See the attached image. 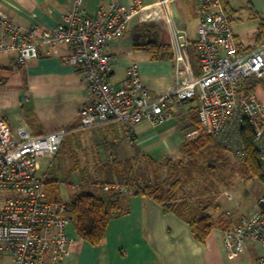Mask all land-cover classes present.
<instances>
[{
	"label": "built area",
	"instance_id": "1",
	"mask_svg": "<svg viewBox=\"0 0 264 264\" xmlns=\"http://www.w3.org/2000/svg\"><path fill=\"white\" fill-rule=\"evenodd\" d=\"M194 1L199 74L191 66L186 54L188 41L180 30L176 44L182 57H177L171 38L174 83L161 94L152 93L136 62L128 66L121 84L109 81L113 60L106 52L108 45L121 39L134 19L150 21L149 9L139 0L128 7L110 0L93 16L82 10L84 0H73L72 10L49 30L20 27L0 12V56L15 53L16 63L23 65L38 59L44 50L68 49L63 59L81 74L90 98V104L78 114L81 126L116 122L124 128L129 143L134 142L135 127L140 123L160 125L172 118L175 108L194 102L200 128L241 160L245 157L242 128L246 123L264 182V102L241 89V80H264V42L241 54L222 1ZM169 2L159 0L158 6ZM65 135V130L32 135L24 127L13 134L0 118V264H4V257L12 264H62L78 240L70 231L74 224L70 206L48 201L45 175L37 173L38 159L55 158ZM102 190L115 196L137 191L118 183L105 184ZM225 197L231 200L228 193ZM257 206L222 230L223 248L234 258L250 242L262 251L257 264H264V195Z\"/></svg>",
	"mask_w": 264,
	"mask_h": 264
},
{
	"label": "crops",
	"instance_id": "2",
	"mask_svg": "<svg viewBox=\"0 0 264 264\" xmlns=\"http://www.w3.org/2000/svg\"><path fill=\"white\" fill-rule=\"evenodd\" d=\"M108 1L84 0L82 10L86 15L93 16L99 6ZM114 1L124 7L133 3V0ZM139 1L149 9L151 18L146 14L144 17L153 21L163 19L167 23L177 57H182L176 41L180 30L185 32L187 39L183 17H192L197 21L195 1L170 0L162 8L158 6L159 0ZM248 2L249 21L246 24L234 22L233 12L236 11L229 10L227 4L231 29L241 54L264 41V0ZM72 6L73 0H0V12L7 14L14 24L40 30L56 27L61 17L72 10ZM141 24L144 23L134 19L126 34L106 48L113 60L109 81L113 85L121 84L128 66L136 62L142 80L152 93L161 94L174 83V53L171 51V57L162 60H153L146 51L147 55H138L135 32L139 31ZM67 52L66 48L44 50L38 59L23 65L16 63L15 53L0 56V118L7 123L11 132L16 134L20 127L32 135L66 131L57 157L51 158L44 174L39 172L37 164V173L45 175V180L58 181V185L61 183L64 187H70L67 200L60 202L68 203L81 190L94 192L93 181L103 179L105 165L121 155L131 157L139 153L153 161L180 158L187 134L194 131V126L198 127L196 103L188 102L175 108L172 118L160 125L153 126L147 121L140 123L135 127L133 143L127 141L124 128L116 122L84 128L78 114L82 107L90 104V98L81 74L64 61ZM70 141L74 143V148L81 150L83 168L75 165L68 167L64 178L59 176V168L57 174L47 179L51 166ZM86 169L94 176L84 182L80 172ZM115 200L119 213L109 221L102 243L92 247L78 238L62 264H257L262 254L258 247L247 242L238 256L231 258L227 255L223 248L222 230L242 215L235 217L232 211L233 215L230 216V209L222 203L219 204L220 209L215 211L221 212L215 218L216 225L206 241L199 243L186 222L173 214L164 213L162 207L152 199L123 194ZM70 231L76 235L74 226Z\"/></svg>",
	"mask_w": 264,
	"mask_h": 264
},
{
	"label": "trees",
	"instance_id": "3",
	"mask_svg": "<svg viewBox=\"0 0 264 264\" xmlns=\"http://www.w3.org/2000/svg\"><path fill=\"white\" fill-rule=\"evenodd\" d=\"M221 1L228 12L227 3L224 0ZM146 26H149L148 29L157 28L155 25ZM188 46L187 54L191 66L195 73L199 74V60L195 43H188ZM135 49L146 51L151 55L153 60H162L171 57L169 46L160 43L157 39L151 38V34L149 35V33L148 37L136 43ZM247 81L249 82L247 83ZM241 89L253 92L260 100L263 99L262 93H264V86L255 79H247L246 82L241 83ZM197 125L199 126L198 119ZM242 140L245 147V157L241 159L244 174L247 179L263 182L256 152L253 147L251 128L246 123L243 124L242 128ZM205 151H207L206 154ZM62 152L64 154L65 151ZM181 153L188 158V165L187 168L181 167L180 164L182 161L175 162L177 171L176 177L172 181L168 177L161 179L158 174L153 172V177H151L152 174L149 168L150 166H155L156 163L139 153L131 158H125V160L114 159L112 163L105 165L103 179L94 180L91 184L95 187L94 192L81 190L74 194L68 201V205L72 210L74 219L73 226L77 237L89 243L92 247H97L102 243L109 221L119 213L117 200H115L117 196L104 192L102 188L105 184L118 183L136 188L137 191L134 195L152 199L162 207L164 213L173 214L186 222L194 239L199 243H204L216 225V220L212 216L211 211H218L220 206L208 196L209 192L207 187H204L202 190H197L198 194L195 199L180 196L179 191L183 182L193 181L197 170L193 162L196 157L204 156V154L205 156H215L218 153H225V150L213 135L206 131H200L194 139L188 140L183 145ZM138 159L144 166L137 164L140 162ZM170 162L172 165L175 164L172 161ZM211 169L215 168L211 166ZM52 185L57 187L58 181L45 180V190L48 199L50 202H60L58 196L55 195V190L51 189ZM229 225L227 224L225 228Z\"/></svg>",
	"mask_w": 264,
	"mask_h": 264
},
{
	"label": "rangeland",
	"instance_id": "4",
	"mask_svg": "<svg viewBox=\"0 0 264 264\" xmlns=\"http://www.w3.org/2000/svg\"><path fill=\"white\" fill-rule=\"evenodd\" d=\"M228 4V9L233 10L236 12H233V15L235 16V23H242L246 24L248 23V13H249V2L248 0H226ZM183 20L185 22V31L187 34V41L189 44H193L198 39V31H197V21L195 19L191 18H185L183 17ZM178 24V23H177ZM142 26L138 28L141 30V28H146V25H155L157 28L151 29V38L157 39L159 42H161L164 45H168L170 50H172L171 46V36L169 32V28L166 22L163 21V19H159L158 21L150 20L149 22H145L144 24H141ZM149 33V32H148ZM187 49H189V46L186 48V54ZM138 55H147V53L144 50H137ZM188 56V54H187ZM189 57V56H188ZM119 76V75H117ZM247 80V79H246ZM246 80H241V83L246 82ZM261 82L264 86V80H257ZM249 81H247L248 83ZM263 99H261L264 102V93ZM194 131H191V133L187 134L188 140L194 139L200 131H205L200 126H194ZM74 143L72 141L68 142L64 154L58 157V159L54 162V164L51 166V169L47 175V179H51L52 176L58 173V169L60 168L61 172L59 176L61 178L66 177L65 170L68 167H71L75 165L77 168H83L81 159L82 154L80 148L73 146ZM207 151H205V154ZM204 154V156H205ZM92 156V155H91ZM204 156H198L196 157L193 162L196 166V172L195 176L193 177V181L191 182H183L182 186L180 187L179 195L185 196L189 199H195L197 197V190H202L204 187L208 188V196L211 197L215 203L218 205L220 203L226 205L225 207H228L230 216H232V211L234 212L235 217L248 214L249 212H252L257 209L259 198L264 195V182H260L258 180H252L247 179L246 175L244 174V171L242 169V161L238 158L233 157L229 153L225 151V153H218V155L211 156L206 155ZM56 157V156H55ZM133 157V156H131ZM131 157H125L124 155H121L119 157H116V160H125V158H131ZM52 159L48 156H44L38 159V166H39V172L44 174L45 171H47ZM138 161H140L138 159ZM172 160L165 159L163 161H154L156 163L155 166H150L149 171L151 172V177H153V173H156L159 175L161 179L169 178V180H174L176 177V171L177 166L176 163L179 161L181 162V167L187 168V161L188 158L184 156L181 153L180 158L178 160H174L172 162H176L174 165L170 164ZM138 165H143V163L140 161L137 163ZM215 169H211V166ZM210 166V167H209ZM183 168V169H186ZM213 170V171H211ZM153 172V173H152ZM82 181L89 180L90 177L94 176L93 172H90L89 169H86L85 171L80 172ZM64 182V181H63ZM52 190H55V195L58 196L59 200H67V192H69L70 187H64L61 185H55L51 186ZM46 191V190H45ZM77 192V190H76ZM231 195L232 201H227L226 203V194ZM228 200V199H227ZM212 216H214V219L217 218V216L221 212H215L211 211ZM4 264H12L11 259L9 257H4Z\"/></svg>",
	"mask_w": 264,
	"mask_h": 264
},
{
	"label": "flooded vegetation",
	"instance_id": "5",
	"mask_svg": "<svg viewBox=\"0 0 264 264\" xmlns=\"http://www.w3.org/2000/svg\"><path fill=\"white\" fill-rule=\"evenodd\" d=\"M149 26H146V28H141V30L135 32V38L140 41L148 37V32L149 35L151 34L150 31L151 29H148ZM146 31V32H145Z\"/></svg>",
	"mask_w": 264,
	"mask_h": 264
},
{
	"label": "water",
	"instance_id": "6",
	"mask_svg": "<svg viewBox=\"0 0 264 264\" xmlns=\"http://www.w3.org/2000/svg\"><path fill=\"white\" fill-rule=\"evenodd\" d=\"M262 208L264 209V206H262Z\"/></svg>",
	"mask_w": 264,
	"mask_h": 264
}]
</instances>
